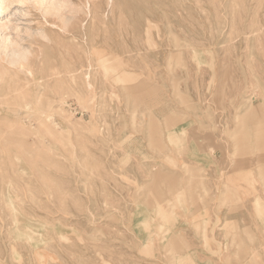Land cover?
Wrapping results in <instances>:
<instances>
[{
	"label": "rangeland",
	"instance_id": "obj_1",
	"mask_svg": "<svg viewBox=\"0 0 264 264\" xmlns=\"http://www.w3.org/2000/svg\"><path fill=\"white\" fill-rule=\"evenodd\" d=\"M59 2L0 12L49 36L0 85V264H174L196 182L264 175V0Z\"/></svg>",
	"mask_w": 264,
	"mask_h": 264
},
{
	"label": "crops",
	"instance_id": "obj_2",
	"mask_svg": "<svg viewBox=\"0 0 264 264\" xmlns=\"http://www.w3.org/2000/svg\"><path fill=\"white\" fill-rule=\"evenodd\" d=\"M185 149V164L205 168L194 140ZM196 183L190 191L199 205L177 208L179 222L170 230L180 234L182 243L174 264H264V175L224 180L212 176ZM185 191L187 196L191 193Z\"/></svg>",
	"mask_w": 264,
	"mask_h": 264
},
{
	"label": "bare ground",
	"instance_id": "obj_3",
	"mask_svg": "<svg viewBox=\"0 0 264 264\" xmlns=\"http://www.w3.org/2000/svg\"><path fill=\"white\" fill-rule=\"evenodd\" d=\"M14 3H16V4L31 3L34 6H36L37 8H40V10H42V12H44V14L46 16L47 15L55 16L59 13L60 8H62V6H61L62 2H59V0H0V12L4 11L5 9L10 7ZM65 21H66V19H65ZM68 23H69V21H68ZM9 29H12V27L9 23H0V85H1V82L6 80L9 73L11 71H14V70L15 71L28 70V72L30 74L34 75L33 72L31 71L30 65H29L30 61H31V56L33 55V48H32L31 44L25 45L24 42L28 41L31 37H36V36H40L41 38H43V37L49 38L46 30H42V29L38 32L29 31V32H27L26 36L22 35L19 32L18 28H15V31H17L15 36L10 35V33L7 32V31H9ZM33 83H35V82H33ZM8 87L10 88V86H8ZM14 87L15 86H13V87L11 86V88H13L12 92L15 93L13 97L15 99H17L21 95L22 90L20 87H18V85L16 86V88H14ZM17 87L20 88V90ZM6 90H8V89H6ZM18 90H19V92H18ZM4 92H6V91H4ZM12 92L8 93L10 95L7 94V97L11 96ZM3 95H5V93H3ZM23 98H24V96H23ZM30 105L31 104L27 103V101H26V103L23 104L22 108L18 107V111H16V112H21L22 109L25 108L24 110H25V112H27V114L28 113L32 114L33 109L31 108ZM39 114L40 115H46L49 118V116H52L53 113L43 114L42 112H40Z\"/></svg>",
	"mask_w": 264,
	"mask_h": 264
}]
</instances>
